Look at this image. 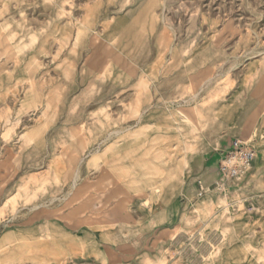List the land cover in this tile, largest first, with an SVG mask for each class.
I'll return each mask as SVG.
<instances>
[{"label":"rangeland","instance_id":"rangeland-1","mask_svg":"<svg viewBox=\"0 0 264 264\" xmlns=\"http://www.w3.org/2000/svg\"><path fill=\"white\" fill-rule=\"evenodd\" d=\"M0 264H264V0H0Z\"/></svg>","mask_w":264,"mask_h":264},{"label":"built area","instance_id":"built-area-1","mask_svg":"<svg viewBox=\"0 0 264 264\" xmlns=\"http://www.w3.org/2000/svg\"><path fill=\"white\" fill-rule=\"evenodd\" d=\"M255 156L256 151L250 143L230 139L220 152L218 171L225 179L234 180L245 174L253 164ZM196 183L198 187L197 198H203L208 191L207 187L202 180H198ZM216 186L218 190H223L225 184L222 179H219Z\"/></svg>","mask_w":264,"mask_h":264},{"label":"crops","instance_id":"crops-1","mask_svg":"<svg viewBox=\"0 0 264 264\" xmlns=\"http://www.w3.org/2000/svg\"><path fill=\"white\" fill-rule=\"evenodd\" d=\"M248 125H249V124L247 123V124H246V127H247ZM171 237H172V236H171Z\"/></svg>","mask_w":264,"mask_h":264}]
</instances>
